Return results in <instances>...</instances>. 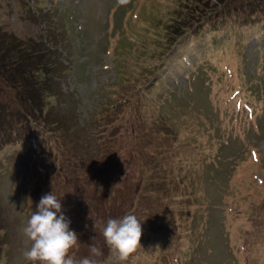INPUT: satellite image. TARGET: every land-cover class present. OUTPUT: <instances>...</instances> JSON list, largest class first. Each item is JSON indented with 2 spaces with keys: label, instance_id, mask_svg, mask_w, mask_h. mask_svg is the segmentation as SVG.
Listing matches in <instances>:
<instances>
[{
  "label": "rangeland",
  "instance_id": "1",
  "mask_svg": "<svg viewBox=\"0 0 264 264\" xmlns=\"http://www.w3.org/2000/svg\"><path fill=\"white\" fill-rule=\"evenodd\" d=\"M178 1L0 0L17 37L56 35L72 126L0 144V264H30L21 229L50 192L77 227V211L134 214L141 246L123 264H264V22L240 36L226 8L242 0ZM189 12L203 27L173 41Z\"/></svg>",
  "mask_w": 264,
  "mask_h": 264
},
{
  "label": "trees",
  "instance_id": "2",
  "mask_svg": "<svg viewBox=\"0 0 264 264\" xmlns=\"http://www.w3.org/2000/svg\"><path fill=\"white\" fill-rule=\"evenodd\" d=\"M182 1L188 4L186 0H179V5H181ZM220 3H222V0H215L216 10L219 9ZM239 6L231 2L228 3L226 10H230L229 12L236 16L231 24H233L235 29H238L241 36V28L264 22V0H242ZM183 7L180 9H183ZM238 10H240L239 13H237ZM208 12H215V10ZM190 14L191 12L188 14V21H181L184 14L177 18V24L179 25L181 21V25L179 29L175 26L174 31H177V33L173 41H176L183 34L186 35L187 31H198L200 27H203L201 25L202 20L194 18ZM222 21V18L216 19L213 23L214 28H218ZM55 37L56 35L50 36L49 42L43 41L45 39L43 37L22 39L0 24V88H7L14 92L13 95H10L8 101H0V144L5 138L13 141L12 136L18 132L19 128L32 133L35 127L37 132L47 131L57 134L56 139H60L61 133H68L71 130L72 126L68 123L67 118L60 116L61 105L64 100H55L62 95L58 80L64 71L58 54L55 52L58 42L57 37V42ZM200 48L201 45H197L194 48L198 55L203 50ZM202 67L203 65L199 66V68ZM109 98L111 101L115 100L112 95ZM30 135L28 134L27 136L30 137ZM77 212L76 217L78 218L79 226L77 227L76 223L74 225L71 224L70 230H74L77 233V244H80L84 249V255L89 257L91 255L89 245L100 244L98 238L93 240L95 235L100 234L104 241L102 229L109 217L99 221L97 211H93L92 214L87 211V215L79 212V215H77ZM119 216L121 218L124 214ZM94 228L97 229V232L93 230ZM72 256L74 257V255ZM1 257L2 242L0 238V260ZM95 258L101 264L108 261V259H104L101 256Z\"/></svg>",
  "mask_w": 264,
  "mask_h": 264
},
{
  "label": "clouds",
  "instance_id": "3",
  "mask_svg": "<svg viewBox=\"0 0 264 264\" xmlns=\"http://www.w3.org/2000/svg\"><path fill=\"white\" fill-rule=\"evenodd\" d=\"M70 223L62 212L61 200L52 192L43 195L21 229L31 242L22 251L23 258L30 264H99L95 257L102 253L95 244L89 245V257L77 260L70 254L78 243V235L70 230ZM102 235L117 264H123L141 246L142 223L134 214L109 218Z\"/></svg>",
  "mask_w": 264,
  "mask_h": 264
}]
</instances>
